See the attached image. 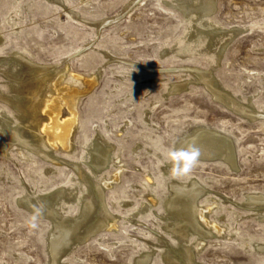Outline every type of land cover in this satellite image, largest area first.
I'll return each instance as SVG.
<instances>
[{
	"label": "rangeland",
	"instance_id": "1",
	"mask_svg": "<svg viewBox=\"0 0 264 264\" xmlns=\"http://www.w3.org/2000/svg\"><path fill=\"white\" fill-rule=\"evenodd\" d=\"M176 2L0 0V58L23 55L36 65L65 70L59 82V75L47 80L46 88L58 84L61 94L69 87L86 89V82L95 79L77 100L70 147L50 148L62 160L56 164L39 155L21 157L16 143L3 153L7 120L8 129L21 125L35 140L50 121L43 108L46 88L36 114L28 110L22 115L9 103L7 96L26 99L6 74L17 66L0 62V264H51L52 222L40 217L37 229H29L26 220L32 212L19 201L76 187L75 202L67 205L62 199L59 206L76 215L82 196L94 188L69 163L81 164L102 185L105 178L110 181L105 200L118 218L116 229L98 230L64 254L60 264H134L144 252L152 253V264H167L168 250L184 262V247L166 230L175 223H169L165 211L177 179L170 175L165 153L201 129L231 139L232 161L224 159L226 151L223 157L215 153L177 180L199 181L207 189L200 199L201 206L209 207L206 218L212 224H207L223 230L206 240L196 260L264 264L258 249L264 245V221L246 202L249 194L264 195V0H217L208 25L196 21L199 30ZM208 26L228 30L217 36L213 48L202 31ZM202 71H212L222 91L251 102L260 115L251 119L226 106V96L213 95L198 74ZM60 117H72L65 102ZM98 140L112 147L111 162L95 174L89 162ZM195 239L190 236L185 244Z\"/></svg>",
	"mask_w": 264,
	"mask_h": 264
},
{
	"label": "bare ground",
	"instance_id": "2",
	"mask_svg": "<svg viewBox=\"0 0 264 264\" xmlns=\"http://www.w3.org/2000/svg\"><path fill=\"white\" fill-rule=\"evenodd\" d=\"M216 5L217 0H199L195 3L193 0H177L176 2V6L181 9L186 17L191 20L193 26L198 30L199 26L196 21L201 20L204 25H208L210 22L209 17L215 11ZM202 29V31H205V34L208 35L207 45L209 48H213L217 43L218 35L228 32L227 29L219 27L212 28L208 26ZM238 30L239 29H235L234 31L237 32ZM228 40L229 39H227L224 45L221 46L222 48L218 49L217 58H220ZM1 61L7 62L10 65V68H12L13 65L17 66L14 72H7L6 74L15 84L14 87L15 90H17V93L24 95L25 99L30 101V104L27 106L25 104L26 100H19L11 96H7V99L22 115L28 110H31V112L36 114L38 110H36V106L42 91L47 87V80L53 75H59V82L63 77V73H65V70H54L56 67L52 70L48 66L36 65L23 55L2 57L0 58V62ZM34 74H39L35 77L42 76L43 78L41 77L36 81L34 80L35 77H33ZM198 74L200 78L205 81L206 85L216 98H220L221 95L226 96V106H229L232 110L251 119L257 118V116L260 115V112L255 110V107L251 102L242 103L235 97L234 99L231 93H225L222 91L216 84V78L212 71H208L207 73H203L202 71ZM17 81L21 83V86L17 84ZM86 83V89L82 90L79 88H70L68 86L69 88L65 89V94H61L60 89L57 88L58 84H51L48 86V89L46 88L47 90L45 91H47V94L45 96L47 97L44 107H42L46 111L50 122L45 125L43 132H40L39 138L41 139L39 140L27 137L21 125L8 129L9 121H3L5 122V125L3 126L5 127L4 129L8 130L6 131L8 139L3 153L8 154L9 147H11L13 143H16L18 144V152L23 158L33 157L32 154H34L41 156L46 161L61 164L62 160L53 154L50 148H55L58 145H61L64 148L70 147L72 129L77 121V100L84 91L95 83V79L91 81L89 80ZM175 85L176 84H174V86ZM172 88L174 87H171L170 91L174 90ZM2 95L3 94L0 91V97ZM64 102L69 106L72 117L62 121L60 116L61 107ZM36 139L38 138L36 137ZM101 142L98 140L95 142V145L93 144L92 153L90 154L91 160L90 162L88 161L91 170L95 174H100L105 171L111 162L112 147L108 144L103 145ZM189 143H195V145L200 148L202 160L208 159V157L211 158L213 154L218 152L222 153L220 156L223 157V154L226 151L224 159L232 161V141L228 136L221 132L217 133V131L213 130L208 131V129L194 131L183 139L177 149L185 147ZM69 165L78 171L82 182L86 183V185L93 184L92 187L94 188L93 192L82 196L83 201H81L79 212L76 215L64 213L59 207L62 199H64V202H66L67 205L75 202L76 195L78 194V189L76 187H59L49 194L40 196L39 200L36 198L38 201L29 196H26L19 201L20 204L25 206L31 212L33 211L34 205L41 207L43 209V215L41 217L52 222V229L49 235L51 264H60V259L64 254L69 252L76 244L89 239L98 230L102 228L110 230L115 228L117 224L116 218L118 217L116 214L112 213L105 200V187L111 184L110 181L105 178V185H102L101 183L96 182L81 164L69 163ZM122 168L123 167H121V169ZM171 189L172 195L166 203L167 211H165V217L168 216L169 223H175L167 224L166 230L172 232L180 242L181 246L184 247L183 257L185 261L182 263L177 262V258L169 250L165 253V260L167 264H198L196 260L197 251H200L210 236H213L214 234L219 235L223 230L216 225L210 226L212 223L207 221L206 217L208 216L206 210H209V207L201 206L200 204V199L202 195L207 192V189L201 185L199 181L185 183L176 180L171 183ZM246 202L248 205L250 204L256 208L257 216L264 221V213H262V210L264 209V195L249 194ZM216 203L215 199L214 205ZM207 222L210 223V225H208ZM190 236H193L196 239L194 244L192 242L191 245L187 246L185 242L189 240ZM258 249L264 252V245H259ZM151 257L152 253L144 252L143 255L137 257L134 264H152Z\"/></svg>",
	"mask_w": 264,
	"mask_h": 264
},
{
	"label": "clouds",
	"instance_id": "3",
	"mask_svg": "<svg viewBox=\"0 0 264 264\" xmlns=\"http://www.w3.org/2000/svg\"><path fill=\"white\" fill-rule=\"evenodd\" d=\"M167 161L171 164L170 175L179 180L189 176L196 168L201 159V150L195 143H189L185 147L168 150L165 153ZM43 215V209L39 206H33L32 215L26 220L29 229L35 230L38 227L37 221Z\"/></svg>",
	"mask_w": 264,
	"mask_h": 264
}]
</instances>
